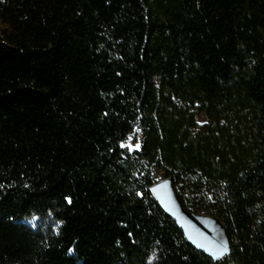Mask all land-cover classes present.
<instances>
[{
    "label": "trees",
    "instance_id": "16d2710c",
    "mask_svg": "<svg viewBox=\"0 0 264 264\" xmlns=\"http://www.w3.org/2000/svg\"><path fill=\"white\" fill-rule=\"evenodd\" d=\"M0 264H264V0H0Z\"/></svg>",
    "mask_w": 264,
    "mask_h": 264
},
{
    "label": "water",
    "instance_id": "95a60500",
    "mask_svg": "<svg viewBox=\"0 0 264 264\" xmlns=\"http://www.w3.org/2000/svg\"><path fill=\"white\" fill-rule=\"evenodd\" d=\"M151 193L159 199L162 210L176 223L185 239L196 249L214 260L228 255L229 243L225 228L212 217L187 212L177 198L169 179L156 183Z\"/></svg>",
    "mask_w": 264,
    "mask_h": 264
},
{
    "label": "rangeland",
    "instance_id": "374dc122",
    "mask_svg": "<svg viewBox=\"0 0 264 264\" xmlns=\"http://www.w3.org/2000/svg\"><path fill=\"white\" fill-rule=\"evenodd\" d=\"M206 122V118H205V116L204 115H200V116H198V118H197V124L199 125V126H201V125H203L204 123ZM124 145H126L125 147H127V145H130V143L129 142H126ZM128 148V147H127ZM135 149V148H134ZM133 149V150H134ZM163 179H159V182L160 181H162Z\"/></svg>",
    "mask_w": 264,
    "mask_h": 264
},
{
    "label": "snow or ice",
    "instance_id": "6c2138e0",
    "mask_svg": "<svg viewBox=\"0 0 264 264\" xmlns=\"http://www.w3.org/2000/svg\"><path fill=\"white\" fill-rule=\"evenodd\" d=\"M126 145H124V144H121V147H125ZM127 147H128V149H129V151H132L134 148L135 149H138L139 148V144L137 143L136 145H127ZM66 199H67V201H68V203H71V198L70 197H66Z\"/></svg>",
    "mask_w": 264,
    "mask_h": 264
}]
</instances>
